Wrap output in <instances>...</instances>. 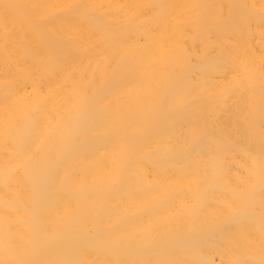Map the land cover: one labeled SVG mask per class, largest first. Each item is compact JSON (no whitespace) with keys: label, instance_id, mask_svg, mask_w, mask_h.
Listing matches in <instances>:
<instances>
[{"label":"bare ground","instance_id":"6f19581e","mask_svg":"<svg viewBox=\"0 0 264 264\" xmlns=\"http://www.w3.org/2000/svg\"><path fill=\"white\" fill-rule=\"evenodd\" d=\"M0 264H264V0H0Z\"/></svg>","mask_w":264,"mask_h":264}]
</instances>
